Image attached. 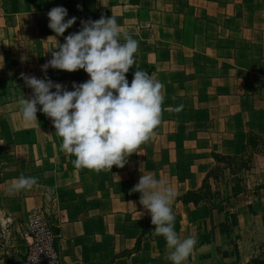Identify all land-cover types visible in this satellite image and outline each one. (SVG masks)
<instances>
[{"label": "crops", "instance_id": "0c3cea01", "mask_svg": "<svg viewBox=\"0 0 264 264\" xmlns=\"http://www.w3.org/2000/svg\"><path fill=\"white\" fill-rule=\"evenodd\" d=\"M53 7L67 10L65 22L76 17L60 36L48 27ZM102 15L139 41L136 63L163 84L164 99L161 123L137 154L123 168L96 172L75 167L51 119L38 110V124L24 121L17 101L32 95L21 73L67 91L89 79L83 69L41 66L58 50L51 37L62 44L81 21ZM135 71L125 74L129 85ZM250 136L264 137V0H0V226H9L21 251L23 219L42 210L58 229L62 264H172L140 193L131 191L151 173L176 193L175 231L197 238L186 264H245L264 249V180L220 203L181 195L201 186L213 153L260 150ZM256 160L254 170L264 171V155ZM21 174L37 184L9 191ZM0 264L11 263L0 257Z\"/></svg>", "mask_w": 264, "mask_h": 264}, {"label": "clouds", "instance_id": "9594fccd", "mask_svg": "<svg viewBox=\"0 0 264 264\" xmlns=\"http://www.w3.org/2000/svg\"><path fill=\"white\" fill-rule=\"evenodd\" d=\"M47 16L48 27L56 36L63 35L76 21L72 17L65 22L67 10L63 7H53ZM51 38L58 50H50L51 59L41 66L42 71L53 68L71 73L83 69L89 79L79 85L73 83V90L67 91L47 78L21 73L32 95L18 98L19 115L36 124L38 110L50 118L55 133L62 138L60 150L75 156V167L96 172L110 171L114 165L123 168L127 158L137 154L161 123L163 84L140 69L134 58L139 41L122 31L114 16L81 21V30L66 36L62 44ZM133 65L136 71L129 85L125 74ZM182 108L180 105L177 110ZM36 184V177L21 174L11 181L9 191L30 190ZM131 191L140 193L139 203L150 215L155 234L165 239L168 260L186 264L197 238H182L174 229V190L148 173L141 174Z\"/></svg>", "mask_w": 264, "mask_h": 264}, {"label": "rangeland", "instance_id": "374dc122", "mask_svg": "<svg viewBox=\"0 0 264 264\" xmlns=\"http://www.w3.org/2000/svg\"><path fill=\"white\" fill-rule=\"evenodd\" d=\"M252 139L254 142L259 141L262 144L260 150L255 148V150H248L239 156L224 154L226 157L215 159L213 165L206 171V177L204 182L198 188V192L190 191L185 194V191L182 193L181 197L185 198L184 201H187L191 197H200L201 199H199L197 203H202L218 197L220 203L224 202L230 196H234L239 192L258 186L256 182L264 180V171L260 172V167L257 168V170H254V168L257 166L255 165V162H257L256 153L264 155V137L257 139V137L252 136ZM261 160H263V158H261ZM261 167L263 168L264 165ZM237 189L239 192H236ZM226 205L227 203H223L219 204L217 207L222 209ZM226 214H229V219L234 221V214L228 212H226ZM46 216L54 228L55 225L50 220V217L47 214ZM24 220L25 218L23 219L22 224ZM202 237H200V239ZM23 238L25 241H21L20 243H25V251H21L18 241L14 236L13 231L9 229V226L2 223L0 226V257H3L11 264H29L26 256L27 245L24 235ZM261 255L264 256V249L261 252Z\"/></svg>", "mask_w": 264, "mask_h": 264}, {"label": "built area", "instance_id": "2783aa9c", "mask_svg": "<svg viewBox=\"0 0 264 264\" xmlns=\"http://www.w3.org/2000/svg\"><path fill=\"white\" fill-rule=\"evenodd\" d=\"M22 233L29 264H62L56 245L57 233L42 210L26 215Z\"/></svg>", "mask_w": 264, "mask_h": 264}, {"label": "trees", "instance_id": "16d2710c", "mask_svg": "<svg viewBox=\"0 0 264 264\" xmlns=\"http://www.w3.org/2000/svg\"><path fill=\"white\" fill-rule=\"evenodd\" d=\"M250 142L255 144V142H254L253 139H252V136H250ZM213 156H214V159H217V158H220V157H226V155H224V154H220V153H213ZM205 177H206V174L204 175V177H203V179H202V183L204 182ZM190 191L198 192V189H196V190H187V191L185 192V194H186L187 192H190ZM236 192H239V190L237 189ZM184 199H185V198L183 197L182 200L184 201ZM199 199H201V198H200V197H191V198H189L187 201H192V202H194V203H197ZM234 220H235V219H234ZM54 230H55L56 233H57V230H58V229H57L56 226H54ZM207 238H208V236H205V235H204V236L201 238V241H204V240H206ZM223 254H227V251H223ZM245 264H264V256H262V255L255 256V257H253L251 260H249L248 262H246Z\"/></svg>", "mask_w": 264, "mask_h": 264}]
</instances>
